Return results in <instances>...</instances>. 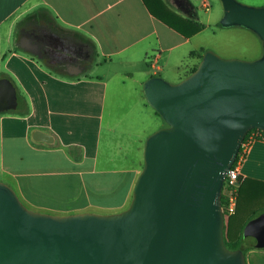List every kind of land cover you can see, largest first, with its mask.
I'll use <instances>...</instances> for the list:
<instances>
[{
	"label": "water",
	"instance_id": "water-1",
	"mask_svg": "<svg viewBox=\"0 0 264 264\" xmlns=\"http://www.w3.org/2000/svg\"><path fill=\"white\" fill-rule=\"evenodd\" d=\"M219 2L220 25L251 30L262 56L245 62L207 51L178 83L153 77L144 84L147 104L166 127L147 138L121 213L41 214L0 183V264H246L242 250L225 246L221 189L247 132H264V4ZM20 47L36 48L26 39ZM16 106L12 83L0 78V113ZM32 139L53 142L41 131ZM242 240L264 249V212L249 221Z\"/></svg>",
	"mask_w": 264,
	"mask_h": 264
},
{
	"label": "crops",
	"instance_id": "crops-1",
	"mask_svg": "<svg viewBox=\"0 0 264 264\" xmlns=\"http://www.w3.org/2000/svg\"><path fill=\"white\" fill-rule=\"evenodd\" d=\"M161 1L178 16L204 26L192 0ZM39 13L52 17L58 28ZM34 26H44L49 36H61L60 28L78 34L89 49L86 66L71 64L50 44L35 40L29 33ZM196 35L184 38L170 29L142 0H0V78L12 83L17 97L14 110L0 113V176L13 177L7 160L18 156L20 147L29 154L32 175L40 173L45 153L69 155L71 173L82 175L79 166L98 155L104 121L117 137L131 134L148 120L144 84L153 77L178 83L198 65L200 59L190 57ZM21 39L35 44V51L21 49ZM155 54L157 70L150 67V74L148 58ZM96 69L104 70L101 76L92 74ZM35 131L50 135L53 142H35ZM240 174L241 185L251 181L264 188V142L251 144Z\"/></svg>",
	"mask_w": 264,
	"mask_h": 264
},
{
	"label": "rangeland",
	"instance_id": "rangeland-1",
	"mask_svg": "<svg viewBox=\"0 0 264 264\" xmlns=\"http://www.w3.org/2000/svg\"><path fill=\"white\" fill-rule=\"evenodd\" d=\"M206 1L209 10L202 7ZM241 4L260 7L264 0H236ZM197 9L204 30L191 40L196 51H211L222 59L253 62L263 54L259 38L249 29L241 26H219L222 8L219 0H192ZM48 24L57 27L55 20L46 13H39ZM60 28V27H59ZM60 34L79 39V35L60 28ZM82 40V38H80ZM203 53V54H204ZM196 60V59H195ZM190 61V63L195 61ZM150 74L153 72L148 65ZM190 70V69H189ZM103 69L92 71L101 76ZM145 100V97H144ZM146 102V100H145ZM147 104V102H146ZM148 105V104H147ZM148 120L131 129V134L117 137L108 131L109 124L104 121L99 139V152L95 159H86L79 169L80 176L72 174L73 164L67 155L60 153L42 154L43 164L38 175H32L29 168V154L20 147L18 156H12L9 179L0 176V183L14 192L20 203L28 210L53 216H66L80 213L92 215H115L125 211L132 200L134 184L143 168V150L147 138L165 128L163 120L153 116L148 105ZM123 148V149H121ZM19 157L23 158L19 161ZM28 174V175H23ZM264 212V197H253L249 202L242 198L237 213L225 221L223 236L227 243L240 236L249 221ZM247 224V225H246ZM226 246V245H225ZM264 249H251L244 254L246 264H264Z\"/></svg>",
	"mask_w": 264,
	"mask_h": 264
},
{
	"label": "trees",
	"instance_id": "trees-1",
	"mask_svg": "<svg viewBox=\"0 0 264 264\" xmlns=\"http://www.w3.org/2000/svg\"><path fill=\"white\" fill-rule=\"evenodd\" d=\"M142 1L153 17H155L157 20H159L164 25H166L170 29L174 30L175 32H177L178 34L183 36L184 38H191L204 29V26L201 25L200 23L194 22L192 20H186V19L178 16L174 12H172L170 9H168L166 7V5L161 0H142ZM218 25L221 26L220 23H218ZM203 53H204L203 50L193 51V52H190V57H192V58L198 57L201 60ZM196 67L197 66L191 68L188 75L191 72H193L196 69ZM255 130H257V129H251L250 131L247 132L246 137L244 138L242 144L245 142L247 136ZM240 153H241V148L238 151V157H239ZM238 157H236V160L233 163V166L236 164ZM255 196L256 197H259V196L264 197V188H261L260 185H256V183L251 182V181L244 182L241 185V188L239 191V196H238L237 207H236L235 213H237V211H238L239 201L241 198L244 201L249 202ZM221 205H222V211L224 212V202L222 199H221ZM242 234H243V228L240 231V236H238L235 241L227 243L224 239V243H225L226 247L229 250L240 249V250H242L243 254H246L247 251L251 250V248L244 246L243 240H242Z\"/></svg>",
	"mask_w": 264,
	"mask_h": 264
},
{
	"label": "built area",
	"instance_id": "built-area-1",
	"mask_svg": "<svg viewBox=\"0 0 264 264\" xmlns=\"http://www.w3.org/2000/svg\"><path fill=\"white\" fill-rule=\"evenodd\" d=\"M202 6L206 10L208 9V5L206 3H203ZM156 60V54L148 58L149 66L154 70H157ZM255 141L264 142V132L260 130H255L247 136L245 142L240 146L241 153L239 154V157L237 154L238 160L236 164L234 166L232 165V167L224 175L221 189V199L224 202V222L227 221L228 218L233 216L236 212L239 191L243 180L240 174V166L245 159L248 149L250 148L251 144Z\"/></svg>",
	"mask_w": 264,
	"mask_h": 264
},
{
	"label": "flooded vegetation",
	"instance_id": "flooded-vegetation-1",
	"mask_svg": "<svg viewBox=\"0 0 264 264\" xmlns=\"http://www.w3.org/2000/svg\"><path fill=\"white\" fill-rule=\"evenodd\" d=\"M29 33L38 42L50 44L54 52H57L61 58L67 59L71 64L82 68L86 66L90 57L89 49L81 41L65 35L49 36V31L44 26L29 28Z\"/></svg>",
	"mask_w": 264,
	"mask_h": 264
}]
</instances>
